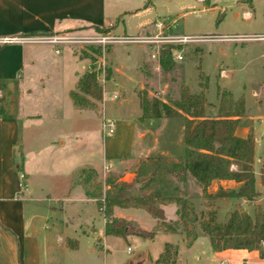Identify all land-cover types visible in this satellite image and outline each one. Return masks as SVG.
Returning <instances> with one entry per match:
<instances>
[{
	"label": "rangeland",
	"instance_id": "obj_1",
	"mask_svg": "<svg viewBox=\"0 0 264 264\" xmlns=\"http://www.w3.org/2000/svg\"><path fill=\"white\" fill-rule=\"evenodd\" d=\"M130 1L135 4V0ZM251 1L254 9L248 5ZM122 3V0H116L112 10L107 7L104 21H112L113 25L107 24L96 29L83 24L80 27L69 26L62 29L66 32V35H61L65 37L64 42L51 43L49 39L54 35L32 36L34 39L48 41L49 44L27 42L32 47L35 44L44 47L47 65L43 68L38 66L37 61L33 62L35 71L31 72L32 79L25 95L29 99L38 100L41 93L54 94L58 115L54 117L56 120H52V115L45 112L54 106H31L33 111L40 110L42 115L40 119L36 116L27 118L26 126L20 129L22 144H25L27 151L22 156L17 154L13 168L16 170L15 165L24 160L33 163L45 160L42 163L52 165L54 169L59 160L62 164L64 160L69 162L75 159L71 162L73 169L69 182L79 179L83 189L89 192L88 197L94 199V202H89V207L96 206L102 216L105 191L110 187L107 177H110L116 183H130L132 187L127 191L129 195L155 197V205L163 210V218L150 215L152 220L149 222L147 218H142L143 215H138L131 222L115 216L113 210L112 217L131 223L134 227H140L138 225L142 223L149 231L155 232L154 238L145 239L135 234H129L126 238L110 237L111 242L107 244L110 251L104 256L103 252L90 255L87 250L90 242L97 240L96 236L74 235L71 237L79 239L81 249L72 255L69 250L67 253L58 251L59 255L55 253L51 264H154L167 243L177 247L175 264H219L224 261L227 264H264V241L253 249L225 248L222 250L228 251H215L203 228L207 224L213 226L215 223L226 222L233 211L251 216L257 210L264 212V58L261 57L264 44L255 39L227 38L232 33L246 35L264 31V0H144L142 8L135 12L122 11ZM243 8L251 12V20L243 18ZM237 12L239 15L236 17ZM158 20L170 26L166 30L167 34L201 38L177 46V51L183 57L181 60H169L166 68L160 66V69L154 70L149 58L150 45L138 41L136 36L153 34L154 22ZM74 35L83 37L77 38ZM104 36L107 39L100 41ZM75 50L89 58V66L96 71L102 94L105 90L106 96L111 99L107 98L103 103L102 96L98 101L87 96L93 105L83 111L84 119L78 116L70 121L68 107L77 109V106L72 105L69 90L76 86V72H84L88 63V59L78 58L67 63L66 60ZM217 64H221L229 74L220 77ZM38 67L44 71L42 75L38 73ZM42 77L44 79L39 83ZM183 86L191 93L203 92L205 113L209 116L217 114L222 93L227 105L230 99L243 100L239 125H249L250 133H257L259 137L256 147L254 142L253 171L258 193L254 200L231 196L232 190L238 187L234 181L220 182L216 179L203 188L193 180L197 188L187 183L186 179L190 176L181 179L182 174L172 167V163H179V156L184 149L183 116L140 117L137 126L147 130L142 142H146L150 150L134 159L142 146L135 140L137 131L132 128L134 116L141 112L139 94L172 101L178 97ZM113 93L117 95L114 99L111 96ZM122 99L127 102L119 105ZM86 115L89 116L87 119ZM108 121L113 123L112 133L103 132L102 124ZM41 147L42 153L36 157L32 152ZM66 165L69 167L68 163ZM93 165L98 166V169L93 170ZM28 168L34 169L33 164L24 169L27 171ZM231 168L235 169L237 165L232 164ZM53 171L44 173L52 175ZM31 192L36 196L38 194L36 198L39 200L25 201L22 215L18 216L20 209H16L18 212L7 213L4 222L0 218V230L3 224L13 232V235L8 236L9 240L20 239L25 228L33 229L35 225L39 227L48 222L50 219L44 218L48 211L53 218L62 221L63 229L68 231L77 230L87 220L77 215L65 216L61 210L63 205L69 208V212L73 211L80 202L69 201L65 197H61L60 201L40 197L43 192L38 186ZM29 210L37 214L32 221ZM94 224L101 230L102 217H96ZM67 243L73 246L72 242ZM219 245L222 246L223 242ZM17 246L15 242L13 249L10 244L6 250V244L0 239V260L3 257L5 260L7 256L12 260L17 254L20 257L21 251ZM43 255L44 251L41 250L40 256L45 262L46 256ZM145 256L147 260L141 261ZM138 258L140 261L135 262Z\"/></svg>",
	"mask_w": 264,
	"mask_h": 264
},
{
	"label": "crops",
	"instance_id": "obj_2",
	"mask_svg": "<svg viewBox=\"0 0 264 264\" xmlns=\"http://www.w3.org/2000/svg\"><path fill=\"white\" fill-rule=\"evenodd\" d=\"M143 1L144 0H135V4H132L130 0H122L124 6L120 9H123L122 11L130 10L135 12L142 8ZM115 2L116 0H112L110 4L109 0H0V218H2L4 222L7 213H11L12 211L18 212L16 209H20L18 216L19 214L22 215L21 213L25 207V201L27 202L31 200L35 202L39 200L36 198L38 197V194L36 196L31 192L35 186L40 187V191L43 192L40 197H48L51 201H60L62 199L61 197H65V199L69 201L80 202L75 210L70 211L71 213L69 212V208L67 209L63 205L61 206V210L64 212L65 216L77 215L79 217L87 218L77 230L73 229L68 231L67 229H63V222L58 221V218L56 217L53 218L50 211H48L47 213L49 215L47 213L44 215L46 220L50 219L48 222H45V224L42 223L39 227H36L35 225L33 229L26 230L27 228H25L21 232L22 235L20 236V239H14V241L9 240L8 238L10 234L13 235V232L9 230V226L5 227L1 224L3 228L0 230V239L1 242L6 244V250H8L10 244H12L13 249V245L16 242L18 244V250L20 249L21 251V256L19 257V254H17L12 260H10L8 256L5 257V260L3 257L0 260L2 264H51L54 261L53 256L55 253L58 254V251L67 253L69 250L71 251V255L76 254V252L81 249V244L79 239L77 240L76 238L71 237L74 235L85 237L93 235L92 238H95V236L97 237V240L90 242V247L87 248L90 255H98L99 252H103L105 256V254L110 251L107 244L111 242L109 238H114L115 236L106 235L104 233L105 217L98 212L96 206L93 207V205H91V207H89V202H94V199L88 197L90 194L83 189L79 179H77L78 181L75 180L73 183L69 182V178H72L70 173L73 169H71L73 166L71 162L75 159H70L69 162L64 160V163L62 164L61 160H59L56 166H54V169H52V165H44L42 162L45 160H41L42 162L34 161V163L24 160L23 163L21 162L15 165L16 170H14L13 166L17 154L22 156V153L27 151L25 144H22L23 139L20 135V129L26 126L25 121L27 118L36 116L40 119L42 115L40 110L33 111L31 106H34L33 104L37 106L51 105L54 106V108L48 109L45 112L52 115L50 118L52 120H56L54 117L58 115L57 108L55 107L58 106V103L54 98V94L41 93L40 99L38 100L29 99V97H26L25 95L32 79L33 73L31 72L35 71L32 65L33 62L37 61L38 66H43V68L47 65V55L43 53L44 47H37L36 44L32 47V45L27 42L49 44L48 41L45 42L43 39H33L32 36L66 35V32H64L65 30L62 29L69 26L80 27L83 25H90L96 29L104 27L107 24L113 25L112 21L105 23L104 19L107 7L108 10H112ZM248 5L250 8L254 9L252 1L248 3ZM241 14L244 19L251 20L252 18L251 12L246 8L241 10ZM238 15L239 12L235 13L236 17ZM259 33H264V31L247 33V35ZM238 34L241 35L244 33H232V35ZM4 37H24V39L4 42L2 41ZM26 37L31 39H27ZM74 37L79 38L83 36L74 35ZM237 43L238 42H235V44ZM37 56L38 60H36ZM261 57L264 58L263 52ZM77 58L81 60L88 59L86 70L81 74L76 72V80L78 82L79 77L88 70L90 60L84 55L81 56V54L75 50L72 52V56L66 61L67 63H72ZM220 65L221 64H217L221 73L220 77H223V74H229L228 71ZM43 72L44 71L39 68L38 73L42 75ZM43 79L44 77L40 78L38 82H42ZM76 86L74 89L69 90L70 96L71 92L76 89ZM200 88L201 86H199V89ZM107 98H110V96H106L104 90L101 102L104 103ZM123 102H127V100L122 99V102H119V105ZM245 102H247L246 99ZM138 103L140 106V102ZM73 104L74 102H72V105ZM73 106L76 105L74 104ZM76 108L77 109H74L73 107L71 108L70 106L68 107L70 121H74L75 117L77 118L78 116H82L84 119V114L82 113L84 110H89L90 107ZM88 117L89 116L86 115V119ZM140 117L141 112L134 116L132 123V128L137 131L135 140L137 139L142 145L140 146L139 153L137 152L138 154L134 159L147 154L150 150L148 144L142 142L143 137L147 134V130H141V128L137 126ZM250 132L249 125H238L235 130V134L241 137H245ZM253 136L255 138L254 142H256V147L257 139L259 137L257 133H253ZM61 144L63 145V141H61ZM32 153H35L36 157H40L42 147L37 148L35 151L33 150ZM38 159L40 160V158ZM67 163L69 164V167L66 165ZM29 164H33L34 169L28 168L26 171L24 168ZM255 164L256 159L254 161V167L256 166ZM97 167L98 166L96 165L91 166L93 170H97ZM48 170H54L53 174L50 175L49 173H44ZM61 170L63 172L59 175L58 172ZM22 179L24 180L23 183H21ZM186 180L190 186L191 184L197 186L192 177H187ZM219 181L230 182L234 180ZM32 183H34V185ZM234 184L239 186L238 182H235ZM197 188L199 187L197 186ZM25 191H27V193H24ZM113 210L115 216L124 219L126 218L127 221H134L135 216L138 215H143L144 217L142 218H147L149 222L152 220L150 214L141 208L131 209L114 207ZM29 212H31L30 221H32V218L37 217V214L33 213L34 210H29ZM96 217H102L101 230L95 227L94 219ZM137 221L139 220L137 219ZM138 226L145 230H149L142 223ZM44 229H46V231H44ZM68 241L72 242L73 246H69L67 243ZM75 243L77 246H74ZM41 250L44 251L43 256H46L45 259L47 261L45 262L42 261L40 256ZM221 251L226 252L228 250ZM145 259L147 260L146 256L142 257L140 260L143 261ZM140 260L138 258L135 262Z\"/></svg>",
	"mask_w": 264,
	"mask_h": 264
},
{
	"label": "trees",
	"instance_id": "obj_3",
	"mask_svg": "<svg viewBox=\"0 0 264 264\" xmlns=\"http://www.w3.org/2000/svg\"><path fill=\"white\" fill-rule=\"evenodd\" d=\"M169 60H173L172 55L163 44L160 47L161 68H166ZM108 73L109 71L107 76ZM223 95L222 93L219 96L217 114L209 116L205 113V96L202 91L191 93L183 86L178 97L172 101L139 94L141 118L183 116L184 149L179 163H172V167L182 174L181 179L188 175L203 188L216 179L234 180L240 185L232 190L231 196L252 201L258 194L253 171L254 137L251 133L245 137L235 134L241 119L243 100L230 99L227 105ZM87 96L97 101L102 96L96 71L91 66L79 77L76 89L71 92V98L79 108L93 105L87 100ZM232 164H236L237 168H231ZM107 183L110 187L105 191L102 209L105 217L104 233L122 238L135 234L152 240L154 231L134 227L131 223L116 219L112 217V211L116 206L141 207L151 216L163 218V210L155 205V197L129 195L127 191L132 187L130 183H116L110 177H107ZM98 204L99 207L102 206L100 201ZM203 228L209 237L211 248L215 251L225 248H257L260 242L264 241V212L257 210L251 216L248 213L239 214L233 211L226 222L215 223L213 226L207 224ZM221 241L222 246L219 245ZM172 247L167 243L154 264H175L177 247H173V250Z\"/></svg>",
	"mask_w": 264,
	"mask_h": 264
},
{
	"label": "built area",
	"instance_id": "obj_4",
	"mask_svg": "<svg viewBox=\"0 0 264 264\" xmlns=\"http://www.w3.org/2000/svg\"><path fill=\"white\" fill-rule=\"evenodd\" d=\"M170 26L165 25L164 22L158 20L154 22V33L153 34H146V35H141V36H136V39L138 41L147 43L148 45L151 46V50L149 52V58L152 61V67L154 70L160 69V47L161 45H166L167 48L169 49L173 60H181L182 54L177 51V46H180L188 41L191 40H196L200 39L201 36L195 37V36H190V35H171L167 34L166 30H168ZM228 38H231L233 40H239V39H255L259 40L264 44V33H259V34H246V35H231L227 36ZM27 38V37H26ZM24 37H4L2 41L8 42V41H17V40H22ZM31 39V38H27ZM34 39V38H33ZM107 39L106 36L102 37L100 41L102 40L103 42ZM109 39V37H108ZM65 37L64 36H54L52 39H49L51 43H57V42H64ZM263 57H264V52H263ZM112 98H116V94L113 93ZM103 125V132H108L112 133L113 132V123L112 121H108L102 124ZM129 250V248H128ZM219 264H227V262H221Z\"/></svg>",
	"mask_w": 264,
	"mask_h": 264
}]
</instances>
